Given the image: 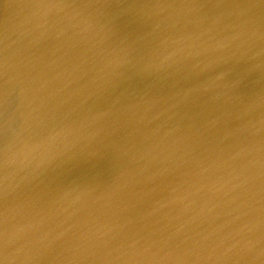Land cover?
<instances>
[{
  "label": "water",
  "instance_id": "95a60500",
  "mask_svg": "<svg viewBox=\"0 0 264 264\" xmlns=\"http://www.w3.org/2000/svg\"><path fill=\"white\" fill-rule=\"evenodd\" d=\"M42 74L77 126L79 154L66 155L44 202L33 198L47 235L15 228L0 236V258L264 264V0H0V121L16 111L40 123L47 106L16 108L26 78L45 95ZM19 134L0 126L16 151L0 161V182L15 188L42 156ZM79 186L89 192L75 199Z\"/></svg>",
  "mask_w": 264,
  "mask_h": 264
},
{
  "label": "bare ground",
  "instance_id": "6f19581e",
  "mask_svg": "<svg viewBox=\"0 0 264 264\" xmlns=\"http://www.w3.org/2000/svg\"><path fill=\"white\" fill-rule=\"evenodd\" d=\"M39 26L40 24L31 26L25 35H34V28ZM16 27L18 31L24 28L26 29L25 23L21 21H18ZM40 79V84L44 87V93L46 95L48 89L46 74H42ZM69 80V83L64 88L65 92H69L73 85L75 87L76 78ZM105 82H107L106 85H104ZM111 82L112 81L108 82L107 79H104L102 81H92L91 83L85 84V86H91L89 88V93H93L96 88L94 84H98V89H101L108 88L107 85H110ZM120 84L123 85L121 81ZM20 85L23 94L22 99H17L16 109L21 110L20 105L23 100L30 101L35 106H47V109L41 114L40 123L37 117L18 119L16 111L10 113L12 119L10 120V117H8V120H10L9 122L3 119L0 121V126L9 127L13 133H20L19 135L21 136L25 133H30L35 144L37 145L40 143V150H42L41 159H38L37 163L23 166L24 170L17 175L18 179L24 180L22 187L15 188L9 186L4 180L0 182V236L8 233L7 236L10 237L6 238V241L13 238L11 235L14 233V229L18 227L26 228L27 230L23 229L18 232L16 237L21 235L22 238H26L28 234L33 237L38 234L47 235V233L42 232V229H40L41 227H34L32 209L33 198L35 197V200L39 199L38 202H44L41 197L47 196L49 188L65 176L64 172L67 167H69L67 164L68 162L65 160L66 155L73 154L76 157L79 154L78 150L71 147V136L76 132L77 126L72 122V119L65 121L63 115L59 111L63 103V98L58 95L53 96L52 99L51 97L48 99L49 95L36 96V84L33 77L24 79ZM48 100L51 101L55 107L49 103ZM91 100H93V98L90 96V101ZM86 138L87 137L81 140V144L84 143ZM36 145L32 148L33 153H36L37 150L40 151L36 148ZM60 148L66 150L62 156H60ZM15 153L16 151L11 150L6 144L0 143V161L5 160L7 156H14ZM73 166L74 164L71 165L69 169ZM73 170L74 172L70 174V181L74 182V180H76L79 182L80 177L76 174L74 168ZM53 178L56 179V182L50 183V180ZM78 190L79 192L76 191L75 193V199L89 192V190H85L80 186ZM70 197H72V194H70ZM57 215L58 213L53 210L52 214H49L48 217L49 219L57 220L59 218ZM0 264H15V262L7 260L6 258H0Z\"/></svg>",
  "mask_w": 264,
  "mask_h": 264
}]
</instances>
